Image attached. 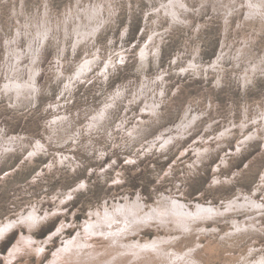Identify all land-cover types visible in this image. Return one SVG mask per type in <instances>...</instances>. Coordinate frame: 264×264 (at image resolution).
<instances>
[{
	"label": "bare ground",
	"instance_id": "obj_1",
	"mask_svg": "<svg viewBox=\"0 0 264 264\" xmlns=\"http://www.w3.org/2000/svg\"><path fill=\"white\" fill-rule=\"evenodd\" d=\"M146 1L150 7L144 12L142 34L149 37V40L143 45L140 54H137L139 64L136 63L142 74L141 84H121L115 91L101 95L105 97L100 109L92 112L86 109L81 112L77 109L70 111L71 105H66L75 99V88L96 78V84L101 85V91L98 92H102L108 85V79L123 69L128 59L129 51L123 42L120 47V41L117 42L116 49L112 51L116 37L110 32L115 26L113 20L115 22L122 7L126 8L128 5L130 12H133L132 0H76L64 18L56 16L50 5L45 10L33 8L30 14L25 11V0H0V6H6L10 9V14L14 15L7 26L3 25L0 15V37L3 36L6 48L1 59L2 65L0 63V98L4 99L7 107L14 110H29L32 114L41 112L35 109L41 92L37 78L43 71L37 53L41 45L51 42L56 47L55 62L51 67L52 81L57 82L59 92L54 101L44 109L45 113L52 114L44 130V140H36L32 145L26 140V136L8 138L3 126L0 127V171L7 167L6 171L1 173L5 179L15 174L14 167L8 168L14 155L20 156L19 161L23 160V166H18L20 170L25 168L27 162L35 163L44 157L50 162L47 165L49 171L63 167L69 172L77 173L86 165L78 159L76 151L84 152L94 159L99 156L103 162L107 154L104 146L112 142L111 147L117 150L125 146L126 154H138V157H126L128 164L133 166L140 163L141 153H144L143 156L148 153L155 156L159 151L163 157L170 155L175 149H180L181 159L193 153L196 161L189 163L190 170H194L188 171L189 177L190 174L199 173V167L204 165L210 153L211 157L217 156L218 162L221 161L211 169L215 173L213 183L230 185L234 179L219 176L221 165H229L231 158L242 154L252 145L259 144L260 149L264 150V93L255 116L249 109L244 117L242 115L243 121H233V124L225 126L227 129L219 134L214 131L216 124L213 119L204 121L206 109L193 113L189 107L184 110L183 118L177 126L165 124V116L168 115L167 103L170 100L167 89L174 76L179 80L184 76L185 79L194 77L199 81L208 82L217 79L214 83L221 86L228 84V77L231 76L235 79L232 82L238 84L240 90H246L250 84L256 85L257 78L264 80V55L256 49L257 40L264 37V0H174L169 4L168 0ZM239 14L246 16V21L240 20L238 30L244 33L248 29L253 33L250 38L245 37L235 44L233 40L228 39V30L231 28L228 22L234 17H239ZM200 17L209 18L202 23L198 22ZM215 19L225 21L224 41L218 58L213 63H206L202 57L200 43H196L195 47L188 46L187 43L191 39L195 43L194 40L204 33ZM174 29L188 33L189 38L186 45H183L184 50H180L166 68L157 65L159 67L154 68L156 77H150L145 73V70L150 69V59L160 58L161 49ZM128 30H124L123 37L128 34ZM103 35L109 37L106 44H110L111 53L108 56L99 44ZM69 50L72 51L71 57L77 54V60H70L67 54ZM78 60L79 63H76ZM68 67L74 72L69 73ZM210 105L213 106L212 102ZM245 109L247 110V106ZM153 129L159 130V134L152 136ZM199 129H205L206 134L191 138L196 140L191 146L185 147V139ZM210 137L216 143L213 144ZM99 141H102L100 146L104 144L102 148L97 146ZM232 141L236 145L233 149L227 148V144ZM53 146L58 149L68 148V152H52ZM116 160L105 164L104 169L95 171V168H89L87 172H90V175L95 173L93 177L102 176L104 181H107V177L113 172L117 175L112 180L113 183H108H111V187L119 186L125 182V171L123 168L116 169ZM40 173L37 177L42 176L43 172ZM157 178L163 180V176ZM90 180L82 179L67 192L61 191L62 195L54 196L52 200L58 207L53 213L47 212L41 216L37 212V205L14 218L4 220L0 224V241L7 234L12 235L18 230L20 236L7 254H0V259L8 264L26 250L43 255L49 242L59 235L65 236L68 229H75L76 235L63 237L60 248L46 264H205V258L211 259L213 256L209 253L213 251L214 246H205L202 238H212L213 241L220 239L222 246L236 250L243 249L250 239L257 243L255 236H264V199H258L254 193H240L234 200L223 201V207L213 202L205 203L202 196L197 200H187L182 182V187H175L177 192L158 194L156 203L151 206L142 195L134 202L129 196L119 197L118 204L112 202V196L108 200L104 198L103 206L92 208L84 222L79 223L73 217L71 222L65 220L56 231H51L46 240L37 238L33 232L67 213L66 206L77 200L79 193L88 192L92 187ZM185 181L187 182V179ZM261 182L262 185L257 187L255 194L264 192V176ZM111 202L113 206H110ZM221 225L228 228L222 230ZM22 228L29 232H23ZM146 229L154 230L153 240L151 237L137 240L132 238ZM246 251L247 258H244L243 264H252L254 258L250 257L258 256L259 252L264 251V247L249 245ZM227 256L231 257V254ZM257 261L255 264H264V254L259 255Z\"/></svg>",
	"mask_w": 264,
	"mask_h": 264
},
{
	"label": "rangeland",
	"instance_id": "obj_2",
	"mask_svg": "<svg viewBox=\"0 0 264 264\" xmlns=\"http://www.w3.org/2000/svg\"><path fill=\"white\" fill-rule=\"evenodd\" d=\"M75 1L76 0H25L24 4L26 7L25 11H29L30 14H32L33 8H43L45 10V8L50 5L52 12L56 16L58 15L61 18H64L66 16V12H69L70 6L73 4V2L75 3ZM171 1L174 0H168L167 3L169 4ZM132 2V6L134 7L133 12H130V6L128 5L126 6V8L122 7L116 15L115 22L113 20V24L115 26L112 29L113 31L111 30L110 32L112 36L116 37V42L113 45L112 51L116 49L117 42L119 41V47L123 42L127 48V51H129L127 57L128 59L125 62L123 69H121L119 72L108 79L106 83L108 85H106V88H104L105 90H102V92H98L99 90L101 91V85L96 84V78L93 80L91 79V81L88 83H81L83 88L81 85H79V87L77 86L75 88L76 92L74 94L75 99L71 100L70 104H66L71 105L70 111L79 110L82 112L86 109L89 112L95 111V109H98L103 103V99L105 96L102 97L101 95H104L106 92L109 93L111 91H115L121 84H129L132 86L134 84H137L138 82H140L141 84L142 74L139 72L138 65L136 66L138 60L137 54H140V52L144 48L143 45L149 40V37L147 38V36L143 35L142 33L144 12L149 9L150 4L146 0H132ZM124 4L126 5L128 4V2ZM0 15L2 17V23L5 26L9 24L8 21L14 18L13 13L10 14V9L3 5L0 6ZM237 16L239 17H234L230 22H228V24H231V28L228 30V39H230V41L233 40V43L235 44L238 41H242V39H244L245 37L250 38L251 34L253 33V31H248V29L244 33L238 30L239 26L237 25L239 24L240 20L244 21L245 19L246 21V16L243 17V15L240 16V14ZM207 18L209 17H200L199 19H197L198 22L205 23ZM223 21L224 19H215L213 23L210 24V26L207 28V30H205L204 33H202L200 36H198V38H196V40H194L195 43L192 39L187 43L186 40L189 38L187 36L188 33L184 34V32H182L181 30L174 29L170 37L166 39L167 43L161 49L162 52L160 53V58H151L150 69L145 70V73L150 77H156V71L154 68L159 66L161 68H166L167 65L172 62L174 56L178 52H180V50H184V46L186 45V43L188 46L193 45V47H195L196 43H200L202 47L203 60L206 63L210 61L213 63V61L218 58V53L221 51L222 43L224 41L226 29L224 26L225 21ZM124 30H128V34L125 37H123ZM108 39V36L103 35L99 40V44L104 48L103 51L107 56L111 53L110 44H106L108 43ZM0 41L2 42V45H0V63L2 65L1 59L6 52L3 36L0 37ZM52 45L53 44L51 42L48 45L41 46V49L43 48L42 51H44L39 55V64L40 67L43 68V71L41 73L42 75L40 74L41 77L37 78L41 92L35 109L37 108L39 109V111L41 110V112L32 114V112H29V110H14L10 107H7L6 103L3 102L4 99L0 98V127L3 126L2 128L6 131L8 138H11L12 136H26V140H28L29 144L32 145L36 142V140L45 139L44 130L46 129V124L51 119L52 114L45 113L44 109L50 105L51 101H54L56 95L59 93L57 91V82L52 81L53 73L51 67L54 65L56 56V47ZM256 49L257 52H260L262 56L264 55L263 36L261 37V39L257 40ZM67 54L70 60H77V54L71 57L70 55L72 54V51L70 50L69 52H67ZM65 57L67 58V56ZM76 63H79V60ZM137 64H139V62ZM68 69L67 71H69V73L74 72L72 68L68 67ZM181 78L182 79L179 80L178 77L175 78L174 76V78H172V84L168 85L167 91L170 100L167 103L168 115L165 116L167 118L165 124L168 125L172 124L173 126H177L183 118L184 110H187L189 107H191L193 113L202 112L206 109L204 121L206 122L210 119H213L216 124L214 131L219 134L227 129L225 128V126L228 127L230 124H233V121H235L236 123H239L241 119L243 121V117L246 112L249 111V109L252 110V114L253 116H255L256 111H258L259 106L262 103L261 101L262 95L264 93V80H261L260 78L256 79V85L252 86L250 84L246 88V90H240V87L238 88V84L232 82L235 81V79H232L231 76L228 77V84L224 86L216 85L214 82H216L217 79L215 81L208 82L206 80L199 81V79L197 80L194 77H191V79H185V76ZM50 86L52 88H50ZM49 89L51 90V93H49ZM67 100H69V97L67 98ZM211 102L213 106L210 105ZM246 106L247 110L245 109ZM158 127H160V125H158ZM202 130L199 129L189 135L185 139L186 141L183 143V145L185 147H189L196 140V138L194 141L192 140L194 137H198L199 135V137L204 136L206 134L204 132L205 129L203 131ZM157 133L159 134V130L153 129L151 135L155 136L157 135ZM210 139L213 144L216 143V141L213 140L212 137H210ZM99 143H102V141H99L97 143V146L99 145ZM111 143L109 142L108 145L106 144L104 146L107 154L105 156L106 160L104 159L103 162L101 159H99V156L94 159L87 154L86 156L84 152L81 153V151H76L78 159L84 161L86 165L84 169H81V171L79 169L77 173L72 171L69 172L63 167H56L53 170L49 171V169H47V165H49L50 162H48V158L44 157L40 160L38 159L35 163H31L30 161L27 162V164L24 165L25 168H22L20 170L18 166H23V160L19 161L20 156L14 155V159L10 163L11 165L9 164L8 168L14 167L13 171H15V174L10 177H6L5 179V176L1 173L6 171L7 167L4 168V170L0 171V224L7 218H14L24 211H28L29 208L36 207L37 205V212L39 215L44 216L47 212L53 213L58 207V204H55V202H53L52 200L54 199V196L62 195L61 191L67 192V190L75 186V184L77 185L82 179L84 180L85 178L88 181L91 179L90 183L92 187H90L89 191L79 193L80 195H77L76 197L77 200H74L71 204L66 206L65 210L67 213H65L64 215H60L58 219L50 222L49 224H44L40 228L36 229L33 233L37 238H40V240H46L51 231H53L54 229L56 231L57 228L65 220H67L68 223L71 222L73 217L74 219L76 218L79 223L84 222V220L88 218L89 211L92 208H101L105 202V199L108 200L114 197L112 202L118 204L120 202L119 197L122 198L126 195L129 196L130 199H132V202H134L139 195H142L146 203L151 206L152 204L156 203V197L158 194L163 192L170 193L171 191L177 192L178 190L175 187L179 186L182 182L184 183L183 189H185L183 192L186 196L185 199L187 200H197L199 196H202V201H204L205 203L210 204L213 202V204L223 207V201L230 199L234 200L239 197L240 193H254V195L258 199H264V195H262L264 192L255 194L257 187H259L260 184L262 185L261 180L264 176V150L260 149L261 146L259 144L252 145L249 149L247 148L242 154L231 158L229 160V165H221V172L219 173V176L223 178L231 177L232 179H234V182L230 185H220L219 183H213L215 173L211 169L213 165H219L221 161L218 162L217 156L211 157L210 153L208 155L209 157H207V160L205 158L206 156L204 157V160L206 161H204V165L202 167H199V173L195 172L192 175L190 174L189 177V163L190 161L192 163H195L196 161L195 155L193 153H191V155H188L184 159H181L179 156L181 154L180 149H175L172 153H170V155H166L163 157L161 156L159 151L157 154H155V156L151 154L149 155V153L147 154V156H143L144 153H141V156L139 157L140 163H138V166H133L128 164L129 162L126 157L130 155H132L133 157H138V154L135 153V155L131 152H127L126 154L125 146H122L121 149L118 148L117 150V148L115 149L114 147H111ZM103 145L104 144H102V146ZM235 145L236 144L234 143V141H232L227 144V148L233 149ZM102 146L99 145L98 148H102ZM51 148L53 150L52 152L57 150L62 152L64 151L63 153L68 152V148L58 149L55 146ZM115 160L118 162L115 165L116 169L123 168V170L125 171V182L119 186L111 187V183H113L112 180H114L117 175L113 174V172H111L107 177V181H104L103 177L100 175H98V177L96 175L95 178L93 177L95 173L93 175L91 174V176L90 172H87L89 168H95V171L104 169L105 164H109L110 162L113 163ZM201 160L203 161V159ZM191 170L194 171L193 169ZM46 171L48 172V174ZM236 171H239L241 173L238 174L236 173ZM40 172H43L42 176L37 177L38 173ZM184 174H186L187 176ZM158 176H163V180H158ZM164 178L166 179V181H164ZM185 179H187V182L185 181ZM180 186L182 187V185ZM112 202L110 206H113ZM221 226L222 230L228 228L224 225ZM22 229H24L22 231L25 233L29 232L25 228ZM65 232V236L68 237H74L77 233V231L75 232V229H68ZM154 234V230L146 229L140 232L139 235L141 236L134 235L132 238H136L137 240L139 238L149 239L151 237L153 240ZM19 236L20 230L12 235L9 233L5 237H3L0 241V254H7L9 250L14 246V244L18 241ZM59 236L53 238L49 242L47 251L43 255H41L40 253L38 254L32 252L31 250H26L8 264H46L49 260H51L53 254L58 248H60L63 242L62 240L65 236ZM255 237L257 238V243H254L255 240L250 241V239L248 240V242H246L243 249L236 250L222 246V244L220 243V239H218V241H213L212 238H202L203 244L205 246H209V244L214 246L213 251L209 253L213 256L210 257L211 259H209L208 257L205 258V264H243L244 258H247L248 251H246V249L249 245H257L259 248L264 247V236ZM230 254L231 257L227 256ZM261 254H264V251L262 253L259 252L258 256L256 257H250L254 258L252 260V264H255L257 260L259 261V255ZM202 263H204L203 260ZM0 264H6V262L0 259Z\"/></svg>",
	"mask_w": 264,
	"mask_h": 264
},
{
	"label": "water",
	"instance_id": "obj_3",
	"mask_svg": "<svg viewBox=\"0 0 264 264\" xmlns=\"http://www.w3.org/2000/svg\"><path fill=\"white\" fill-rule=\"evenodd\" d=\"M41 46H43V45H41ZM43 49V48H42ZM42 49L41 50H39V53H37V56H39L40 54H41V52H42ZM39 61V60H38ZM42 75V74H41ZM41 75H39L38 76V78H40L41 77ZM5 237V236H4Z\"/></svg>",
	"mask_w": 264,
	"mask_h": 264
}]
</instances>
